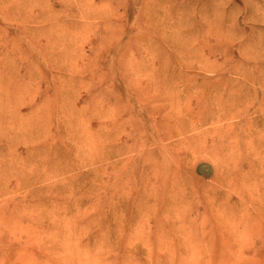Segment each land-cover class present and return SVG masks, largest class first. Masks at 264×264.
<instances>
[{"label":"rangeland","instance_id":"374dc122","mask_svg":"<svg viewBox=\"0 0 264 264\" xmlns=\"http://www.w3.org/2000/svg\"><path fill=\"white\" fill-rule=\"evenodd\" d=\"M0 264H264V0H0Z\"/></svg>","mask_w":264,"mask_h":264}]
</instances>
